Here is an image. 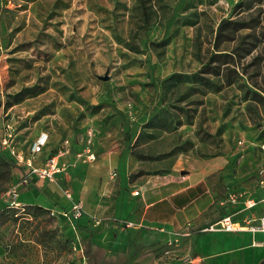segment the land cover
<instances>
[{
    "label": "rangeland",
    "instance_id": "1",
    "mask_svg": "<svg viewBox=\"0 0 264 264\" xmlns=\"http://www.w3.org/2000/svg\"><path fill=\"white\" fill-rule=\"evenodd\" d=\"M215 53H226L225 62ZM206 65L218 74L204 71ZM5 118L25 156L38 136L46 139L40 159L63 146L68 151L63 172L40 186L45 202L35 198L32 179L16 208L6 191L27 166L0 143V264H90L93 231L51 216L55 199L47 187L75 189L84 164L94 166L107 153L117 174L131 169L130 177L198 157L224 158V169L209 179L215 203L197 229L241 236L217 222L259 192L264 0H0V133ZM88 144L91 162L84 158ZM118 181L106 177L103 184L112 191ZM258 206L264 210V202ZM259 214L251 208L234 217ZM231 251L204 257L209 264L264 258L250 247L242 255Z\"/></svg>",
    "mask_w": 264,
    "mask_h": 264
},
{
    "label": "crops",
    "instance_id": "2",
    "mask_svg": "<svg viewBox=\"0 0 264 264\" xmlns=\"http://www.w3.org/2000/svg\"><path fill=\"white\" fill-rule=\"evenodd\" d=\"M49 155L43 160L39 155L40 160L35 164H42ZM115 160L111 154L101 155L94 166L84 164L86 170L81 169L85 172L81 176L83 180L75 185V189L70 185L64 187L72 190L74 199L80 200L84 214L75 227L64 219L62 221L73 229L88 226L93 231L86 250L90 264H209L204 257L207 252L227 254V248H232L234 255H242L246 254L247 247L264 251V232L241 230L236 231L244 232L241 236L235 233L223 236L215 234L217 232L199 233L197 229L207 222L206 213L215 203V191L209 179L224 169V158L198 157L183 167L150 174L135 173L131 177V169L120 176L117 174ZM60 162L67 163L63 156ZM64 169L57 172L54 179ZM112 171L116 172L113 178L110 177ZM106 177L111 181L119 180L112 191L103 184ZM32 179L38 190L35 198L45 202L47 196L43 195L40 186L50 181L38 180L35 176H31ZM53 185L47 187V191L55 204L48 208L69 206L70 201L63 190L58 191ZM95 217L106 219V223L93 226ZM116 220L130 221L133 225L122 228L112 223ZM230 257L225 256V259ZM196 258L199 259L195 261Z\"/></svg>",
    "mask_w": 264,
    "mask_h": 264
},
{
    "label": "built area",
    "instance_id": "3",
    "mask_svg": "<svg viewBox=\"0 0 264 264\" xmlns=\"http://www.w3.org/2000/svg\"><path fill=\"white\" fill-rule=\"evenodd\" d=\"M14 126L8 119H4L2 122V130L0 133V143L5 149L9 151L10 157L17 164H24L27 166V173L19 180L13 181L6 191L8 201L12 207H20L19 194L22 186L27 185L30 182L31 176H35L38 180L52 181L57 172L64 169L65 165L60 162V158L65 152L68 151V147H61L57 152L50 154L42 164H35V156L39 155L46 144L45 137L38 136L30 149L32 155H24L14 145ZM262 155H264V144L261 145ZM81 156L78 153L76 156ZM85 161H93L95 159V153L91 150L89 144L85 147ZM116 175L115 171L110 173V177L113 178ZM259 195L257 197H243V207L241 210L251 209L258 207L259 204L264 202V160H262L261 167L259 169V176L257 180ZM65 197L70 201L69 206L62 208H50L49 214L53 217H60L67 221L72 227H75L76 222L83 216L84 210L80 200L73 198L72 190L66 188L63 190ZM137 193V191H135ZM231 201L236 202L237 197H232ZM239 210V211H241ZM261 212L257 217H247L242 220H236L233 218L235 213H226L217 222L219 229L226 231H241L248 230L252 232H264V210L259 209ZM238 211V212H239ZM237 212V213H238ZM106 223L104 218H93L92 225L95 227L103 226ZM113 224L119 227H131L132 222L126 220L112 221ZM211 229H215L211 227Z\"/></svg>",
    "mask_w": 264,
    "mask_h": 264
},
{
    "label": "trees",
    "instance_id": "4",
    "mask_svg": "<svg viewBox=\"0 0 264 264\" xmlns=\"http://www.w3.org/2000/svg\"><path fill=\"white\" fill-rule=\"evenodd\" d=\"M224 22H228V20L224 21ZM230 22V21H229ZM223 23V22H222ZM227 56L226 53H215L214 54V58H217L216 60H222L224 61L223 58H225ZM225 62V61H224ZM204 68V71L206 72H211V73H217L216 69H214V67H210V65H206Z\"/></svg>",
    "mask_w": 264,
    "mask_h": 264
},
{
    "label": "water",
    "instance_id": "5",
    "mask_svg": "<svg viewBox=\"0 0 264 264\" xmlns=\"http://www.w3.org/2000/svg\"><path fill=\"white\" fill-rule=\"evenodd\" d=\"M102 78H103V79H107V76H103ZM262 261H264V259H261V260L259 261V263H258V264H261V263H262Z\"/></svg>",
    "mask_w": 264,
    "mask_h": 264
}]
</instances>
